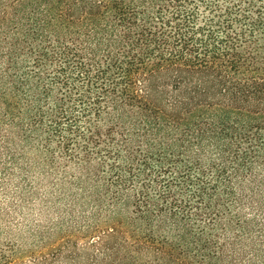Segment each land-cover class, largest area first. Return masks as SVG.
Segmentation results:
<instances>
[{
    "label": "trees",
    "instance_id": "1",
    "mask_svg": "<svg viewBox=\"0 0 264 264\" xmlns=\"http://www.w3.org/2000/svg\"><path fill=\"white\" fill-rule=\"evenodd\" d=\"M0 264H264V0H0Z\"/></svg>",
    "mask_w": 264,
    "mask_h": 264
}]
</instances>
